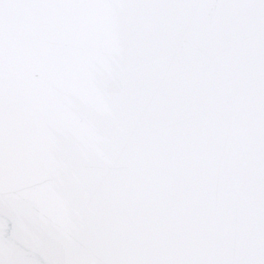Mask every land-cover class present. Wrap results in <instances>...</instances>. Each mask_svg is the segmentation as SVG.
Returning <instances> with one entry per match:
<instances>
[{
    "label": "water",
    "instance_id": "water-1",
    "mask_svg": "<svg viewBox=\"0 0 264 264\" xmlns=\"http://www.w3.org/2000/svg\"><path fill=\"white\" fill-rule=\"evenodd\" d=\"M0 264H264V0H0Z\"/></svg>",
    "mask_w": 264,
    "mask_h": 264
}]
</instances>
